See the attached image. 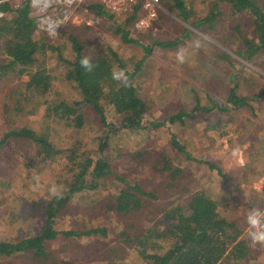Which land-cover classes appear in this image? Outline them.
Listing matches in <instances>:
<instances>
[{
    "label": "rangeland",
    "instance_id": "rangeland-1",
    "mask_svg": "<svg viewBox=\"0 0 264 264\" xmlns=\"http://www.w3.org/2000/svg\"><path fill=\"white\" fill-rule=\"evenodd\" d=\"M10 1L15 7L20 0ZM210 2L186 0L185 8L190 12L188 21L163 4L157 20L144 30L134 26L135 19L126 20L133 16L132 11L111 17L94 15L89 10L80 12L75 21L64 27L55 38H49V44H60L57 56L47 49L32 71L42 61L50 69L51 86L44 96L24 104L23 111L16 109L11 92L22 91L30 73L17 75L7 70L0 76V136L11 127L27 125L36 131L43 130L52 146L60 150L58 154L43 159L33 142L25 138L6 140L0 149V238L10 237L16 241L39 233L53 190L58 193L65 186L64 180L71 178L72 173L67 169L69 156L73 152L77 156L97 152V145L102 142L98 138L102 122L91 107L82 106L88 125L81 128L71 126L65 118H47L45 114L48 103L59 99H80L78 89L74 88L75 84L65 76L62 68V61L73 54L67 41L68 33L77 34L86 45L85 51L92 52L97 47L103 51H116L129 67L130 62L138 58L139 49L122 41L111 29L114 24L123 25L130 36L145 42L178 40L168 48L156 46L150 55L153 67L146 70V77L136 84L133 91L142 97L147 107L144 127L121 128L110 137L108 153L113 157L115 168L131 183L138 184L147 192H154L157 199L167 206L178 201L185 203L189 194L202 190L226 215L241 224L245 223L250 208L264 209V204L256 199L264 197V145L257 151L253 150L254 137L261 127L264 128V95L256 100L252 109L257 115L253 117L246 107L228 111L214 108L203 113L200 110L185 122L168 124L165 121L167 116L180 109L190 112L196 100L204 106L215 104V101L223 102L232 84L227 82L223 67L235 69L236 60L242 61L250 70L242 74L237 90L242 94L251 91L252 94L264 88V53H258L252 63L247 62L237 52V48L242 46L237 37L228 36V40L221 37L222 32H231L237 24L247 32L251 15L247 12L232 13L227 2L221 1L214 25L204 29L202 23L199 27L193 26L191 22L206 16L212 5ZM186 30L194 33L193 39L178 38ZM179 50L184 53V63L176 59ZM8 60L0 47V64H7ZM106 98L103 94L101 103L105 120L116 124L121 116ZM44 99L47 102L42 101ZM159 121H164V125H150V122ZM172 134L195 160L187 159L172 146ZM261 144H264V139ZM236 145L240 146L241 155L234 157L231 152ZM202 159L211 160L225 177L216 168H209ZM166 165L170 168L167 169ZM108 191L109 186L82 190L56 213L53 224L56 230L80 232L97 225L105 228V235L95 233L73 238V241L65 238L60 243L56 238L50 242V246L66 258L65 264H145L142 255L127 243H123L121 249L114 245L118 238L125 237L120 234L124 219L134 225L132 229L126 227L131 235L142 225L161 228L159 205L155 201L151 209L145 207L144 214L138 216L107 211L100 202L104 198L101 193ZM176 191H181V198L171 195ZM254 192L257 194L251 195ZM121 219L123 223L120 225ZM246 233L247 228L244 236L256 251V256L238 260L235 264H264V245L252 246ZM26 260L23 256L10 257L2 264H27Z\"/></svg>",
    "mask_w": 264,
    "mask_h": 264
},
{
    "label": "trees",
    "instance_id": "trees-1",
    "mask_svg": "<svg viewBox=\"0 0 264 264\" xmlns=\"http://www.w3.org/2000/svg\"><path fill=\"white\" fill-rule=\"evenodd\" d=\"M160 1L168 9L176 10L177 15L183 20H189L190 12L185 8L186 0ZM221 1L227 2L232 13L247 12L251 15V29L249 28L247 32H243L237 24L231 32H222L221 37L225 40H228V36L237 37L242 43V46L237 48L238 54L247 62L252 63L253 58L258 53H264V0H211L210 5H212L206 16L201 20L191 22L193 26L199 27V24L202 23L204 29L214 25L220 13V5L218 6V4ZM0 10L3 13L0 17V47L9 58L7 64H0V76H3L7 70L17 75L30 73L27 81L23 83L22 91L11 92L14 105L17 106L16 109L23 111L24 104L34 98L44 96L48 92L52 80L50 69L42 61L33 71L32 69L47 49L52 55L57 56L60 44L58 42L49 44L50 37L36 29L29 0H20L15 7L10 0H3L0 3ZM89 11L94 15L113 16V13L98 5L89 6ZM132 14L133 16H128L126 20L135 19L136 15ZM111 29L119 35L122 41L139 49L138 58L131 61L129 67L116 51L111 49L103 51L99 47L92 52L85 51L86 45L77 34L68 33L67 41L73 54L62 61V68L65 76L75 84L74 88L78 89L80 99H59L48 103L45 114L47 118L52 116L65 118L71 126L81 128L85 124L88 125L82 106L91 107L102 122V132L98 136L102 142L97 145V152L94 155L77 156L73 152L69 156L70 164H68L67 169L68 172L72 173L71 178L65 179V186L49 199L39 233L16 241L10 237L0 238V264L9 260L10 257L18 258V256L27 259V264H65L66 258L50 246L53 240L57 238L62 243L65 238H70L73 241V238L76 239L83 235L95 233L105 235V228L100 225L80 232L74 229L56 230L53 227L56 213L61 208L66 207L75 195L82 190H93L100 186H109L107 193H101L104 198L100 202L107 211L110 209L123 215L138 216L144 214L145 207L147 210L151 209L155 201L156 205H159L157 209L162 213L159 218L161 228L155 225L148 227L142 225L131 235L127 233L126 227L132 229L134 225L124 219V228H121L120 234L125 237L118 238L114 245L121 249L122 244L127 243L142 255L145 264H235L238 260L254 258L256 251L248 245L244 236L246 224H241L234 217L226 215L223 209L217 207L216 202L208 197L204 191L197 190L189 194L185 203L178 201L167 206L157 199L154 192H147L138 184L131 183L115 168L113 157L108 153L110 151L108 147L110 137L118 133L121 128L139 129L144 127L143 121L147 107L142 97L133 91L136 84L146 77V70L153 67L150 55L156 46L168 48L175 45L178 40L162 41L155 39L145 42L140 38L130 36L121 24H114ZM192 36L194 33L186 30L178 38L193 39ZM219 55L225 57L223 54ZM83 56H89L91 62L96 65L92 72H87L81 68L80 59ZM117 67L125 70L128 74L131 82L130 87H124L112 79V71ZM233 67L235 69L230 70L225 66L223 67V71H226L227 82L232 83L223 102L215 101V104L204 106L203 103L201 105L196 100L195 106L191 108L190 112L187 113L180 109L177 113L167 116L165 121L168 124L185 122L194 117L200 110L203 113L214 108L228 111L246 107L252 117L256 116V111L252 108L257 103V99L263 98L264 88L255 90L252 94L251 91L249 94H242L237 88L241 84L244 71L250 70L240 60H236ZM192 91L194 92L195 89L193 88ZM103 94L107 96V102L112 104L121 116L120 121L116 124L107 123L105 120L101 103ZM37 101L39 103L47 102L46 99ZM150 125L152 127L163 126L164 121L150 122ZM103 126L107 129H104ZM8 138H25L33 142L43 159L60 152L52 146L43 130L36 131L27 125L14 126L2 133L0 149L5 145ZM254 138L253 150L257 151L263 148L264 144H261L264 139L263 127L258 130ZM170 142L187 159L195 160L175 138V135L172 134ZM202 162L209 168H216L217 172L225 177V174L211 160L202 159ZM166 167L167 169L170 168L169 165ZM180 194L181 191L171 193V195L181 198L182 195ZM253 194L257 193L254 192L251 195ZM256 199L260 204H264V197H257ZM119 222L121 225L123 219Z\"/></svg>",
    "mask_w": 264,
    "mask_h": 264
},
{
    "label": "built area",
    "instance_id": "built-area-1",
    "mask_svg": "<svg viewBox=\"0 0 264 264\" xmlns=\"http://www.w3.org/2000/svg\"><path fill=\"white\" fill-rule=\"evenodd\" d=\"M93 5L113 14L133 11L136 15L134 26L138 29L151 27L162 7L160 0H29L36 29L50 38H55L80 12H88ZM2 15L0 10V17Z\"/></svg>",
    "mask_w": 264,
    "mask_h": 264
},
{
    "label": "clouds",
    "instance_id": "clouds-1",
    "mask_svg": "<svg viewBox=\"0 0 264 264\" xmlns=\"http://www.w3.org/2000/svg\"><path fill=\"white\" fill-rule=\"evenodd\" d=\"M179 63H184L185 57L182 50H179L176 56ZM80 66L87 72H92L96 65L91 62L89 56H83L80 59ZM112 79L119 82L124 87H130L131 82L129 81L128 74L125 70L119 69L118 67L112 71ZM232 156H240L241 149L239 145H236L231 152ZM53 194L55 190H53ZM245 224L247 226V238L252 246L264 245V209L261 208H250L245 216Z\"/></svg>",
    "mask_w": 264,
    "mask_h": 264
}]
</instances>
